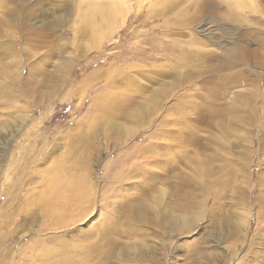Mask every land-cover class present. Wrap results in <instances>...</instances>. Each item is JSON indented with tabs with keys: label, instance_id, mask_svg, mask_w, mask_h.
<instances>
[{
	"label": "rangeland",
	"instance_id": "1",
	"mask_svg": "<svg viewBox=\"0 0 264 264\" xmlns=\"http://www.w3.org/2000/svg\"><path fill=\"white\" fill-rule=\"evenodd\" d=\"M0 264H264V0H0Z\"/></svg>",
	"mask_w": 264,
	"mask_h": 264
}]
</instances>
